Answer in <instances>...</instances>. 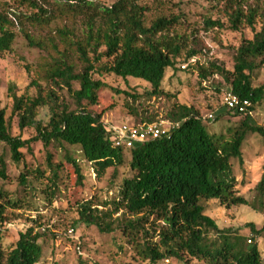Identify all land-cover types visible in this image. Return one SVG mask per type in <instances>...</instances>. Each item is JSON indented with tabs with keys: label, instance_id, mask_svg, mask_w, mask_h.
<instances>
[{
	"label": "trees",
	"instance_id": "obj_1",
	"mask_svg": "<svg viewBox=\"0 0 264 264\" xmlns=\"http://www.w3.org/2000/svg\"><path fill=\"white\" fill-rule=\"evenodd\" d=\"M9 1L0 0V8L9 6ZM235 1L237 9L229 16L230 28L237 31L243 20L252 27L256 12L250 11L245 17L239 6L240 0ZM19 5L17 12L0 9V54L12 49L16 38L12 29L14 20L47 27L56 19L89 17L84 45L78 40L69 43L82 60L80 72L75 73L74 65L62 55L40 71V78L51 84L50 89L45 91L32 80L28 87L35 88V96H16L10 91L12 113L18 117L19 129L31 127L36 131L31 139L12 136L5 113L0 110V143L9 148L12 161L19 163L22 159L20 151L29 150L34 141L45 147L54 143L58 147L67 144L78 147L82 162L91 166L100 180L109 169L117 174L126 164L128 155L131 175L122 179L111 198L99 200L95 196L88 199L81 196L78 201L74 200L73 205L82 224L95 226L105 234L120 230L137 255L151 264L169 259L183 263L196 260L202 264H264L257 245H247L253 236L247 239L230 229L219 228L206 215L203 205V201L211 200L226 208L242 205L264 217V163L250 200L238 195L237 180L231 166L232 159L243 164L241 148L249 135L264 137V126L250 123L253 108L264 100V84L258 88L251 85V76L259 67L256 61L264 60V16L260 30L237 48L231 71L215 63L199 68L202 82L219 74L228 82L234 95L250 103L244 113L226 109L235 116H243L237 127L229 129L228 135L211 134L192 107L174 105L164 119L171 125L164 136L124 150L113 145L112 134L101 119L104 108L92 111L86 107L98 105L99 94L106 87L103 82L92 79V74L97 71L93 61L98 63L103 57L110 60V65L97 72L122 80H140L150 86V91H147L150 96H160L165 73L167 69H174L182 50L178 43L180 37L168 35L178 20L160 17L145 27V8L138 4V0H114L109 6L93 4L90 0H55L52 9L43 8L38 0H19ZM21 6L30 8V11L22 13ZM10 15L14 20L9 18ZM205 26L206 29L222 27L219 21L211 20L205 21ZM57 33L67 37L62 30H57ZM24 36L30 46L35 45L27 33ZM89 46L90 52L95 54L92 59L88 56ZM100 46L105 47L102 53L97 52ZM196 54L195 51L188 52L185 61ZM73 83H78V89L72 88ZM55 88L66 89L75 103L74 110L70 111L59 103ZM121 93L131 99L138 95ZM44 106H48L50 112L46 126L36 120L37 110ZM154 122L159 121L146 117L140 123ZM50 158L48 155L46 163L51 173L45 193L48 201L59 193L58 174L63 166L61 163L52 164ZM63 159L75 174V184L83 186L84 176L79 162L68 154ZM36 174L42 175L40 171ZM0 177L6 179L1 158ZM19 181L21 186L26 185L24 175H20ZM7 205L21 208L18 199H8ZM3 214L4 206L0 204V264H38L42 256L39 241L43 234L34 227L19 233L14 248L4 255L1 249ZM246 227L264 241V224L259 229L252 224Z\"/></svg>",
	"mask_w": 264,
	"mask_h": 264
},
{
	"label": "rangeland",
	"instance_id": "obj_2",
	"mask_svg": "<svg viewBox=\"0 0 264 264\" xmlns=\"http://www.w3.org/2000/svg\"><path fill=\"white\" fill-rule=\"evenodd\" d=\"M9 1V0H7ZM9 1L0 8L3 11L17 12L19 0ZM55 0H38L43 8H54ZM93 4L109 6L114 0H90ZM138 4L145 8L144 26L149 27L156 19H177L176 24L168 33L170 37L177 36L182 50L176 60L174 69H167L160 96H150V86L140 80L128 78L122 80L114 75L97 72L111 61L102 58L95 62L97 70L92 74L93 80L103 82L106 87L101 91L98 105H87L88 110L102 112L101 119L106 124L121 123L138 124L146 117H154L155 121H164L167 113L174 105L192 107L202 119L206 130L214 135H228V130L237 127L241 115L235 116L227 112L222 103L223 95L229 91L228 82L219 74H214L205 82L199 77V68H207L215 63L226 71L233 68V58L237 48L244 40L252 39L253 34L261 27L264 16V0H240L239 6L245 17L250 11L256 12L254 24L248 26L243 20L237 31L230 28L229 16L237 9L235 0H138ZM30 8L21 6L22 13H28ZM13 16H9L10 19ZM89 17V16H88ZM88 17L78 16L76 19H56L47 27H37L29 23L14 20L12 27L16 38L12 49L8 53L0 54V110L5 113L12 136L31 139L36 135L34 128L26 127L20 130L18 117L12 113V90L16 96H35V88L28 87L32 80L36 81L47 91L51 84L41 79L40 71L47 67L54 59L62 55L74 65L75 73L80 72L83 63L75 47L69 43L76 40L85 43V33ZM219 21L221 28L206 29L205 21ZM20 23V24H19ZM62 30L67 37L57 33ZM24 33H27L35 43L30 46ZM33 42V43H34ZM92 45V44H91ZM95 47V46H93ZM87 47L90 59L95 54ZM105 47L97 48L98 53L104 52ZM195 51L194 58L185 61L188 52ZM259 67L251 76V85L258 88L264 84V60L256 61ZM182 65L185 66L182 69ZM78 83L72 88L78 89ZM10 89V90H9ZM60 104L68 110L75 109V103L66 89H54ZM137 93L135 99L127 98L121 92ZM109 106V107H108ZM137 114V115H136ZM50 112L48 106L37 110L36 120L43 126L48 124ZM250 123L264 126V100L257 104L250 116ZM22 159L15 163L11 159L9 148L0 143V158L5 164V177H0V204L4 206V223L1 226V249L4 255L12 250L18 239V234L29 227H34L43 234L39 243L42 256L38 264H151L142 260L131 244L127 243L120 230L111 234L100 233L95 226L82 224L74 200L97 197L99 200L111 198L117 191L122 179L131 175L126 155V164L113 174L109 169L100 180L93 173V168L84 164L78 147L62 144H50L45 147L41 142L34 141L29 150L22 149ZM70 155L79 162L83 174V186L75 184V174L63 156ZM54 165L62 164L58 174L59 193L51 201L45 197L51 173L47 167V156ZM243 164L231 160L233 174L237 180L238 195L250 200L253 189L259 182L264 163V137L257 134L249 135L241 148ZM40 171L42 175L36 174ZM24 175L26 185L20 184L19 177ZM83 192V194H82ZM8 199H18L21 208L7 205ZM206 215L211 217L219 228L230 229L232 232L250 239L248 246L257 245L258 252L264 257V241L250 233L248 224L259 229L264 224L263 215L256 213L247 206H219L217 201H203ZM72 231V232H71ZM156 264H202L196 260L187 263L169 259Z\"/></svg>",
	"mask_w": 264,
	"mask_h": 264
},
{
	"label": "built area",
	"instance_id": "obj_3",
	"mask_svg": "<svg viewBox=\"0 0 264 264\" xmlns=\"http://www.w3.org/2000/svg\"><path fill=\"white\" fill-rule=\"evenodd\" d=\"M184 68L185 66H182V69ZM222 103L227 110H233L236 113H244L250 106L247 100L239 99L230 90L223 95ZM106 126L112 134L114 147L127 150L161 138L167 133L171 125L166 121H159L138 124H106Z\"/></svg>",
	"mask_w": 264,
	"mask_h": 264
}]
</instances>
